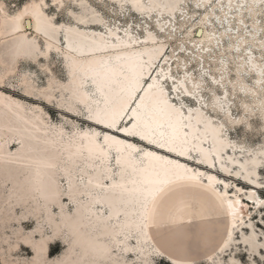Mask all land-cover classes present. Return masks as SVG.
Masks as SVG:
<instances>
[{
    "label": "bare ground",
    "instance_id": "1",
    "mask_svg": "<svg viewBox=\"0 0 264 264\" xmlns=\"http://www.w3.org/2000/svg\"><path fill=\"white\" fill-rule=\"evenodd\" d=\"M50 1L60 8L64 0ZM71 1L82 12L69 11L73 19L69 24L55 23L45 11L44 0H30L13 14L0 1V181H9L15 204L23 207L19 215L12 207L4 209L0 219L14 220L17 227L13 243L5 234L0 242L6 243V251L21 242L33 254L12 259L0 248L2 264H132L125 255L128 251L150 264H154L152 256H163L171 264L220 262L234 231L249 214L237 194L241 188L229 195L226 182L220 188L214 173L193 168L185 159L194 152L198 161L213 167L216 160L226 172L233 164L248 172L260 159L250 148L225 137L222 124L199 105L183 110L170 99L163 86L166 79H174L170 59L156 34L146 29L142 37H136L126 28L107 26L86 0ZM106 1L143 18L155 13L157 26L163 28L166 23L161 19L164 15L174 18L182 0ZM198 1L212 5L214 0H195V4ZM263 3L218 0L215 6L226 19L233 4L237 14L244 9L251 15ZM205 15L189 32L198 41L213 43L202 27ZM236 19L244 25L239 16ZM251 26L249 36L257 39L256 27ZM244 42L239 37L230 46L239 50ZM51 53L59 56L66 81L52 77L39 88L20 73L23 93L48 101L55 90L66 91L69 100L64 105L58 101L59 106L77 114L80 105L93 128L74 127L67 133L61 126L48 124L40 109L2 92L16 72L17 58L46 59ZM251 55L248 51L240 60L237 72L251 70L260 87L264 61L257 62ZM179 86L189 93L183 79L173 81L174 90ZM211 103L228 111L225 99L214 96ZM227 149L252 154L240 160L227 154ZM248 164L252 166L247 168ZM231 172L236 175L238 170ZM247 197H254L253 189ZM28 215L36 224L25 232L21 220ZM54 238L67 248L48 259L46 250Z\"/></svg>",
    "mask_w": 264,
    "mask_h": 264
},
{
    "label": "rangeland",
    "instance_id": "2",
    "mask_svg": "<svg viewBox=\"0 0 264 264\" xmlns=\"http://www.w3.org/2000/svg\"><path fill=\"white\" fill-rule=\"evenodd\" d=\"M0 1L3 2L7 13L13 14L30 0ZM44 1L48 3L46 13L52 15L53 21L58 24L73 22L69 11L82 12L71 0H64L60 8L52 4L50 0ZM86 1L87 6L90 5L91 9L96 10V14L103 18L107 26H117L119 29L126 28L136 37H142L146 29L156 34L165 43V56L170 59L168 66L172 78H174L173 81L183 79L189 91V93L183 92V88L180 86L174 90L173 81L166 79L163 81V86L170 99L180 105L183 110H186L187 106L199 105L204 113L211 116L215 122L222 124L225 137L243 148H250L260 159V163L254 169L250 168L248 172L239 168L237 164L231 165L229 171L226 172L218 166L216 160H214L215 165L210 167L198 161L199 155L194 152H191L190 157L185 159L193 168H199L203 171L210 170L214 173L220 178V188L222 181L226 182V190L229 195L237 192L238 187L241 188L237 194L240 201L246 203V210L249 212L244 219L245 223L234 231L233 240L220 256V262L217 263L216 260L209 263L198 261L195 264H264V152H258V149L264 148V79L258 87L255 85L254 73L251 70L237 72L240 60L248 51L252 53V59L255 61H264V46L260 45V43L264 44V3L255 7L254 14L251 15L245 14L244 9L240 14H237V8L233 4L227 10L229 14L225 19L221 9L215 6L218 0H214L212 5L209 3L200 5L199 1L195 4V0H182L179 3V9L174 11L175 17H169V19L164 15V19L161 21L165 22L166 25L159 28L157 26L159 17L154 16L155 13L143 18L133 13L128 7L120 9L116 4H111L106 0ZM204 14L206 15L202 27L210 34V38L214 39L213 43L198 41L197 37L189 32L191 28L194 29L199 26L196 24ZM237 16L243 20L244 25L236 19ZM252 23L256 27L257 39H251L249 36L250 32H253ZM58 36L60 43H63L61 34ZM239 37L246 39V42L242 43L239 50L231 48L230 45L239 40ZM39 44L41 45L42 42L40 41ZM7 47L10 48V45ZM244 47L248 48V51L242 52ZM4 56L6 59L9 58L7 53ZM163 60L164 56L159 63H162ZM15 65L16 72L6 80L3 93L24 104L33 105L36 110L40 109V113L43 114L48 124L61 126L67 133H71L74 127L78 130L94 127L87 122L85 112L80 105H77L79 111L77 114H71L63 106H59L58 101L64 105L69 100L66 91H61V94L59 89L55 90L54 97L47 101L40 95H25L22 86L18 83V74L20 73L29 76L33 80V84L39 88L45 87L47 81L52 77L57 81L65 82L66 74L59 56L51 53L46 59L37 58L36 60L29 57H19ZM214 96L227 101L228 111L211 103ZM125 124L127 121L123 122V125ZM134 140L136 142V139ZM140 142L138 144H141ZM206 146L208 145L206 144ZM15 147L14 144L11 149ZM238 151L239 149H233V151L227 149V154L240 160L244 156L252 154V152ZM223 156L225 157V154ZM226 163L228 162L226 161ZM251 166L248 164L246 167ZM235 170H238L236 175L231 172ZM248 179H253L258 183H251ZM249 189H253L254 197L252 199L247 197ZM12 191L9 181L3 183L0 181V216L4 209L10 210L11 207L16 215L23 212L22 205L15 204V196L11 193ZM64 202L68 203V209L71 210L72 205L69 201L64 200ZM53 209L57 211L55 207ZM11 213V211H7L8 215ZM2 223L6 226L2 227ZM35 224V218L30 217V215L21 220V226L25 232L34 230ZM16 227V221L10 220L5 223L0 219V236L2 234L9 236V242L13 243V232ZM45 227L49 233L46 225ZM243 235L244 238L242 239ZM131 241L133 240L131 239ZM0 248L6 251V243L0 242ZM66 248L65 243L61 242L59 238H54L48 244L46 257L53 259ZM6 253L10 254L12 259L31 258L33 255L32 250L21 242L16 248L6 251ZM125 255L132 264H150L135 259V255L131 251ZM152 259L154 264H171L163 256H152ZM0 264H2L1 258Z\"/></svg>",
    "mask_w": 264,
    "mask_h": 264
},
{
    "label": "water",
    "instance_id": "3",
    "mask_svg": "<svg viewBox=\"0 0 264 264\" xmlns=\"http://www.w3.org/2000/svg\"><path fill=\"white\" fill-rule=\"evenodd\" d=\"M199 33V29L196 31V34Z\"/></svg>",
    "mask_w": 264,
    "mask_h": 264
}]
</instances>
